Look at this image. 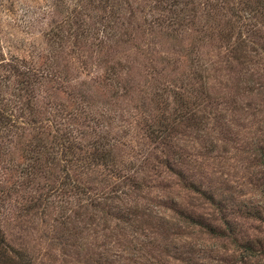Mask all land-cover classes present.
Listing matches in <instances>:
<instances>
[{
	"label": "rangeland",
	"instance_id": "374dc122",
	"mask_svg": "<svg viewBox=\"0 0 264 264\" xmlns=\"http://www.w3.org/2000/svg\"><path fill=\"white\" fill-rule=\"evenodd\" d=\"M47 5L0 0L6 243L30 264H264L240 246L264 247L244 212L264 202V0H81L55 26Z\"/></svg>",
	"mask_w": 264,
	"mask_h": 264
},
{
	"label": "trees",
	"instance_id": "16d2710c",
	"mask_svg": "<svg viewBox=\"0 0 264 264\" xmlns=\"http://www.w3.org/2000/svg\"><path fill=\"white\" fill-rule=\"evenodd\" d=\"M48 5L46 8V19L47 23L53 26L57 24H67L69 21L72 20L75 13L78 12V7L81 5V0H47ZM12 59L7 60V64L3 65L4 60L0 59V68L3 66L8 65L9 63H13V61L17 60V57L11 56ZM31 71L30 70H22L19 74L28 75ZM1 74V73H0ZM2 79V77H0ZM25 90V89H24ZM24 98V97H23ZM4 108H0V133H6L7 131L11 132V127L14 126V115L11 112L4 111ZM1 136V135H0ZM101 150V149H97ZM97 153V152H95ZM105 157L102 154L101 159ZM244 212L248 216L255 217L256 219L262 220L264 222V202L258 203L257 206L245 208ZM191 224H197L193 221V218H188ZM199 224V223H198ZM201 225V223L199 224ZM207 232L212 235L221 237L223 234L231 233L234 231V227L229 224L225 223L223 227H216L213 224H206ZM242 247L241 258H248L251 256L249 253H254V246H258V252L261 254L264 253V247L259 245L257 241L251 242L246 240L244 243L240 245ZM10 252L12 255H10ZM5 261L11 262L13 264H30L29 260L26 259L24 253L13 250L8 243H6L4 236L2 235L0 229V264H5Z\"/></svg>",
	"mask_w": 264,
	"mask_h": 264
}]
</instances>
